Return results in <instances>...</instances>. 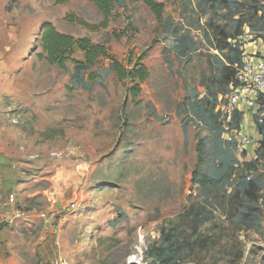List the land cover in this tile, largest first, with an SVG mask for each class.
<instances>
[{
    "label": "rangeland",
    "instance_id": "1",
    "mask_svg": "<svg viewBox=\"0 0 264 264\" xmlns=\"http://www.w3.org/2000/svg\"><path fill=\"white\" fill-rule=\"evenodd\" d=\"M158 1L160 18L116 0L106 19L90 0H0V149L30 193L17 209L38 213L24 221L44 244L33 264H264V145L241 154L226 129L230 74L264 40V0ZM47 22L128 69L143 55L139 96L108 58L87 66L75 48L49 64ZM246 177L262 183L256 198L238 192Z\"/></svg>",
    "mask_w": 264,
    "mask_h": 264
},
{
    "label": "crops",
    "instance_id": "2",
    "mask_svg": "<svg viewBox=\"0 0 264 264\" xmlns=\"http://www.w3.org/2000/svg\"><path fill=\"white\" fill-rule=\"evenodd\" d=\"M243 51L245 57L252 55L258 57L264 52V40L260 38L253 40L249 47ZM237 115L235 131H240L249 138V143L245 144L241 154L255 156V150L259 146L261 134L258 131V122L264 118V97H258L253 108H248L239 104L236 106L234 115ZM235 118V116H234ZM237 148V147H236ZM9 154L5 149H0V264H33L35 260L36 248L41 251L44 247L42 240L38 245H33L30 239V232L24 227L27 217L36 216L38 213L29 210V216L24 214L21 199L30 196L24 187L22 172L19 167L9 160ZM42 192V191H41ZM40 192V193H41ZM36 193V192H35ZM34 193V194H35ZM13 194L15 200L9 201V196ZM23 210V211H21ZM42 219V218H41ZM37 261V259H36ZM40 264V263H39ZM42 264V263H41Z\"/></svg>",
    "mask_w": 264,
    "mask_h": 264
},
{
    "label": "trees",
    "instance_id": "3",
    "mask_svg": "<svg viewBox=\"0 0 264 264\" xmlns=\"http://www.w3.org/2000/svg\"><path fill=\"white\" fill-rule=\"evenodd\" d=\"M66 1L67 0H56L57 3H64ZM90 1L93 2L97 10L106 19L111 16L114 4L116 2V0H90ZM141 2L144 3L151 10V12L156 16V18L161 17L164 8L163 1L141 0ZM257 10H258L257 7H253L250 10L249 15H255ZM228 43H230L233 48H235V46L238 44L236 40H232L231 42ZM38 44L41 47L42 52L44 53V59L49 64L57 65L61 68H64L66 62L71 59L73 50L75 48L83 52L84 55L83 62L87 66L92 65L100 57L110 59L112 61L114 71L117 74L119 80L124 81L126 79H130L131 81H133L132 85L128 88V92L133 99L139 96L141 92L140 85L148 77L147 68L140 63L143 58V55L138 57L136 63L132 68L128 69L121 62H119L113 55H111L108 51V48L103 44L94 43L88 37L75 38L71 34L58 31L51 22L45 23L39 30ZM236 48H237L236 49L237 54L241 56L242 51L239 49L240 46H236ZM233 62L235 61L234 60L231 61V63ZM232 71L233 72H231L232 74H230V79L233 78V82H234L235 69ZM234 116L231 121L232 127H236V123L238 119L236 114ZM258 131L261 134L259 145L260 147H262L264 145V118L262 119L261 122H258ZM260 149L261 148H259L257 151L261 152ZM198 178H199L198 183L201 186L209 185L212 187H217L218 185L222 184L225 181L224 178L218 179L206 174H199ZM259 188H262V183L260 182L259 179L251 180L250 177H246L242 179V183L238 188V192L242 196H245L247 198L248 197L256 198L258 191H260ZM262 258L264 261V256Z\"/></svg>",
    "mask_w": 264,
    "mask_h": 264
},
{
    "label": "built area",
    "instance_id": "4",
    "mask_svg": "<svg viewBox=\"0 0 264 264\" xmlns=\"http://www.w3.org/2000/svg\"><path fill=\"white\" fill-rule=\"evenodd\" d=\"M234 69L233 91L228 96L226 106L227 122L237 105L242 104L245 107L253 108L258 97H264V52L258 57L248 55ZM226 129L228 138L236 144L237 150L242 152L244 145L249 143V138L240 131H234L233 128L227 127ZM14 200L15 197L11 194L9 201L13 203ZM54 264H68V261L61 257Z\"/></svg>",
    "mask_w": 264,
    "mask_h": 264
}]
</instances>
